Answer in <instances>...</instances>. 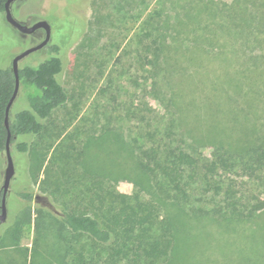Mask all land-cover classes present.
I'll return each mask as SVG.
<instances>
[{
  "label": "rangeland",
  "instance_id": "1",
  "mask_svg": "<svg viewBox=\"0 0 264 264\" xmlns=\"http://www.w3.org/2000/svg\"><path fill=\"white\" fill-rule=\"evenodd\" d=\"M213 1L220 7L237 3ZM178 3L179 0H22L11 4V15L17 22L32 26L45 21L50 27L49 43L21 59L19 68L38 66L56 55L50 47L57 45L63 66L57 79L68 99L44 122L40 135L17 137L10 146L15 175L6 197L8 218L0 230V264H58L67 242L78 240L63 228L60 213L87 209L86 202L80 200L86 197L82 194L85 187L78 183L79 176L98 174L110 179L120 194L140 193L142 175L129 143L138 125H129L125 115L127 110L144 116L148 110L163 109L153 91L151 74L142 73L136 63V38L149 18L152 26L173 33L175 17L182 15ZM43 38L42 29L22 34L6 21L5 14H0V68L10 67L18 54ZM198 47L200 56L194 60L189 58L187 44L176 49L174 56L180 69L171 72L172 79L168 76L162 80L161 88L166 96L174 94L183 100L185 109L194 111L193 126H182L202 129L200 134H193L205 143L213 131L221 129L214 118L219 98L232 96L240 87L238 94L250 101L254 88L243 72L262 64H253L249 49L243 54L220 44ZM223 72L229 74L219 81ZM256 83L257 89L264 88L263 82ZM27 94L19 87L12 115L30 109L35 95L27 99ZM222 114L217 118L225 123ZM249 119L264 130V105L256 106ZM129 128L131 135L127 133ZM241 129L236 128L227 143L235 145ZM19 142L28 143L26 153L16 147ZM6 165L5 159L0 166V190ZM24 193L32 195L31 202L21 197ZM35 196L44 198L49 206L35 201ZM29 211L30 225L17 230V217ZM165 211L176 221L175 264H264V213L248 221H212L189 219L187 212L170 206Z\"/></svg>",
  "mask_w": 264,
  "mask_h": 264
},
{
  "label": "trees",
  "instance_id": "2",
  "mask_svg": "<svg viewBox=\"0 0 264 264\" xmlns=\"http://www.w3.org/2000/svg\"><path fill=\"white\" fill-rule=\"evenodd\" d=\"M6 1L0 0V14H4ZM187 2L179 0L182 15L175 17L173 33L152 26L149 18L136 38V63L142 73L151 74L153 91L163 109L148 110L144 116L127 110L125 115L129 125H138L129 143L145 194H120L110 179L98 174L79 176L86 197L80 200L87 209L60 213L61 225L78 240L67 242L58 264H175L176 221L165 211L167 206L187 212L189 219L212 221H248L264 213V130H259L257 121L249 122L256 106L264 105V88L256 87L257 81L264 84V0H237L230 7H220L213 0ZM184 44L190 47L191 60L200 56L198 46L220 44L243 54L249 49L253 64H262L243 72L254 88L250 101L238 94L240 87L232 96L219 98L214 118L221 129L212 132L207 145L193 134L202 129L182 126H193L194 111L185 109L183 100L174 94L166 96L161 88L162 80L172 79L171 72L180 69L174 54ZM50 51L56 55L38 66L19 68V85L28 93L26 98L35 96L30 109L15 115L9 112L10 146L17 137L40 135L44 122L67 102L57 79L63 68L59 47L53 45ZM228 74L223 72L219 81ZM14 89L12 65L0 68V166L6 159L5 112ZM221 113L225 123L217 118ZM241 127L235 145L227 143ZM127 133L131 135L132 128ZM16 147L23 154L28 151L26 142ZM21 197L32 200L30 193ZM24 224L30 225V211L17 217L15 228L20 231Z\"/></svg>",
  "mask_w": 264,
  "mask_h": 264
},
{
  "label": "water",
  "instance_id": "3",
  "mask_svg": "<svg viewBox=\"0 0 264 264\" xmlns=\"http://www.w3.org/2000/svg\"><path fill=\"white\" fill-rule=\"evenodd\" d=\"M15 1H22V0H7L5 3L4 14H5L6 21L12 27H14L17 31H19L22 34H26V35H30L39 29H43L45 31V37L37 45H34L33 47L27 49L26 51L22 52L21 54H18L12 61V69H13V72L15 75V89H14L12 97L10 98V100L7 104L6 112H5V127L8 131L7 141H6V146H5V155H6L7 165H6V168L4 170L3 184L1 187V193H2L1 198L2 199H1L0 208L2 210V215L0 216V223L4 220L5 215H6V197L8 194V190H9L11 180L13 179V177L15 175V167H14V162H13V158H12V154H11V147H10L11 134L9 131L8 117H9V112L11 111L13 103L16 100V97H17L18 92H19V87H20L19 75H18L19 62L21 61V59H23L25 56L29 55L30 53L45 47L50 41V27H49L47 22L39 21V22L33 24L32 26H25V25H23V24H21V23H19L13 19L12 15H11L10 7H11V4ZM35 201H37V202L42 201L45 205L49 206V204L41 196H35Z\"/></svg>",
  "mask_w": 264,
  "mask_h": 264
},
{
  "label": "flooded vegetation",
  "instance_id": "4",
  "mask_svg": "<svg viewBox=\"0 0 264 264\" xmlns=\"http://www.w3.org/2000/svg\"><path fill=\"white\" fill-rule=\"evenodd\" d=\"M37 31H38V30H37ZM37 31H35V32H37ZM35 32H34V33H35ZM42 32H43L44 37H45V31H44L43 29H42ZM34 33H32V34H34ZM43 39H44V38H43ZM43 39H42V40H43ZM42 40H41V41H42ZM41 41H40V42H41ZM1 194H2V193H1V190H0V204H1V199H2V198H1V197H2ZM8 212H9V210H8V206H7V203H6V215H5L4 220L0 223V230H1V227L3 226V224H5V222L7 221V218H8ZM1 215H2V210H1V208H0V216H1Z\"/></svg>",
  "mask_w": 264,
  "mask_h": 264
}]
</instances>
